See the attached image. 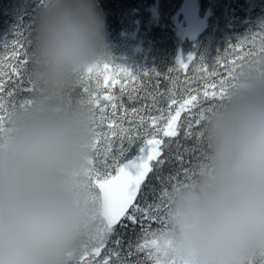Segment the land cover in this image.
I'll list each match as a JSON object with an SVG mask.
<instances>
[{"label": "clouds", "instance_id": "1", "mask_svg": "<svg viewBox=\"0 0 264 264\" xmlns=\"http://www.w3.org/2000/svg\"><path fill=\"white\" fill-rule=\"evenodd\" d=\"M99 0H44L34 22L30 104L0 130V264H71L103 228L87 169L94 112L86 70L107 60ZM190 176L169 190L170 251L181 264L264 256V63L245 65L200 127Z\"/></svg>", "mask_w": 264, "mask_h": 264}, {"label": "snow or ice", "instance_id": "2", "mask_svg": "<svg viewBox=\"0 0 264 264\" xmlns=\"http://www.w3.org/2000/svg\"><path fill=\"white\" fill-rule=\"evenodd\" d=\"M15 35L17 39L3 42L4 51L0 52V130L9 111L17 106L16 94L34 91L28 73L29 52L21 41L24 32L16 29ZM252 63H264V26L238 43L230 42L224 59L211 65L212 71H208L203 57L193 54L178 58L177 67H169L167 73L156 69L144 71L143 84L137 74L110 61L86 70L78 94L80 101L89 104L94 112L87 174L102 202L103 228L96 242L73 257L71 264H181L166 251L170 241L165 240V234L167 185L174 188L182 181L174 175L163 177L161 173L165 165L174 162L189 178L190 169L184 164L196 148L188 141L200 143V127L206 113L224 99L241 69ZM190 64L199 66L194 70L202 86H192L196 77L185 75L181 80V72L187 73ZM217 69H222L223 75ZM161 77L169 85L163 91L159 84ZM152 80L156 83L149 89ZM114 87H118L119 95L112 90ZM141 91L143 97L138 95ZM125 95L130 102L147 99L151 103L129 108L123 101ZM30 103L27 97L19 104ZM153 111L157 114L153 115ZM133 145H137L135 152ZM153 180L165 185L158 195ZM129 229L135 239L126 241ZM141 254L143 260L139 258ZM248 264H264V256Z\"/></svg>", "mask_w": 264, "mask_h": 264}, {"label": "trees", "instance_id": "3", "mask_svg": "<svg viewBox=\"0 0 264 264\" xmlns=\"http://www.w3.org/2000/svg\"><path fill=\"white\" fill-rule=\"evenodd\" d=\"M43 2L44 0H22V2L0 0V34L5 35V39L0 37V52L4 51L2 44L5 40L10 43L13 39H17L16 29L24 32L21 41L29 52L35 16ZM99 3L105 14L109 31L107 60L137 74L142 84L145 83L144 71L151 72L152 69H156L161 73H167L169 67H177L175 63L178 58H186L189 54L203 57L209 66L208 71H212L211 65L215 60L220 58L223 60L226 56L228 44L238 43L245 36L254 33L256 15L264 13L263 5L260 3L254 6V0H99ZM194 8L196 10L200 8L204 13H208L206 16L208 26L204 30L205 34L200 33L194 43L188 45L186 34L181 33L184 24L182 19L193 12ZM230 58L231 56H228V59ZM198 67V65H189L187 73L181 72V80L185 75L196 77L192 86H202V80L194 70ZM217 70L223 75L222 69ZM155 83V80L148 83L149 89ZM159 84L161 91L169 86L163 77L160 78ZM27 86L25 83V87ZM91 86L95 87V78ZM112 90L119 95L118 87ZM31 94L18 92L14 102L19 105ZM138 95L143 97L144 92L141 91ZM123 101L129 108L151 103L147 99L130 102L126 95ZM210 103L211 101L205 102L204 106L208 107ZM152 114L157 113L153 111ZM196 127L194 125V128ZM188 143L195 145L196 148L193 155L186 158L184 164V167L191 169L200 155V147L194 140ZM136 147L137 145H133V152ZM189 160L191 163L188 162ZM161 175L163 177L174 175L180 181L186 180L180 166L174 162L165 165ZM152 183L158 195L165 185H161L158 180H153ZM167 186L170 190V184ZM129 239H135L131 229L127 230L125 236L126 241ZM139 258L143 260V254Z\"/></svg>", "mask_w": 264, "mask_h": 264}, {"label": "rangeland", "instance_id": "4", "mask_svg": "<svg viewBox=\"0 0 264 264\" xmlns=\"http://www.w3.org/2000/svg\"><path fill=\"white\" fill-rule=\"evenodd\" d=\"M20 2H22V0H20ZM263 5L262 7H264V0H254V6H257L258 4ZM194 20H192V22H190L189 26H188V29L189 30H192L193 29V25H194ZM244 23H246L244 21ZM255 29H254V32H258L260 31V27L264 26V13L262 14H257L256 17H255ZM0 37H2L3 39H5V35L4 34H0ZM232 57L229 59L231 60ZM191 65V64H190Z\"/></svg>", "mask_w": 264, "mask_h": 264}]
</instances>
